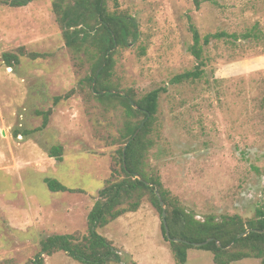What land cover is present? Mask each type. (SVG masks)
I'll list each match as a JSON object with an SVG mask.
<instances>
[{"label":"rangeland","instance_id":"374dc122","mask_svg":"<svg viewBox=\"0 0 264 264\" xmlns=\"http://www.w3.org/2000/svg\"><path fill=\"white\" fill-rule=\"evenodd\" d=\"M53 0L0 6V264H27L51 235L87 233V215L118 157L124 113L96 100L88 62L75 61L52 12ZM112 0L135 19L137 43L115 56L113 83L140 98L165 89L152 125L153 147L144 160L170 197L197 220L239 215L252 219L264 205V0ZM193 25L201 36L236 34L234 42L205 47L203 75L171 83L193 71ZM255 30L256 38L240 36ZM6 67L2 55L18 54ZM144 53H143V52ZM44 57L31 60L26 54ZM73 92L68 99L63 97ZM62 99L55 103L54 98ZM47 127L28 137L22 132ZM17 136H15V134ZM61 146V161L48 150ZM82 193H51L44 179ZM97 232L112 242L122 264H175L161 232V217L146 198ZM44 264H79L64 253ZM186 264H213L212 255L187 252ZM233 264H261L246 259Z\"/></svg>","mask_w":264,"mask_h":264},{"label":"trees","instance_id":"16d2710c","mask_svg":"<svg viewBox=\"0 0 264 264\" xmlns=\"http://www.w3.org/2000/svg\"><path fill=\"white\" fill-rule=\"evenodd\" d=\"M34 1L39 0H0V6L20 8ZM108 1L110 0H53L51 7L65 46L72 53L74 60L88 62L90 65V75L86 78L90 94L104 106H119L123 109L125 120L119 137L121 144L118 157L111 167L112 176L117 179L107 181L97 192L95 202L87 215L85 235L74 232L48 236L40 241L39 252L27 264H44L45 257L59 252L79 264H122L112 242L101 236L97 229L106 227L126 214L137 212L143 198L148 200L161 217L162 208L156 192L166 208V224L170 238L181 240L180 243L168 240L161 222V232L169 244L175 264H186L187 252L190 249L211 253L213 264H233L246 259H255L264 264L263 204L257 207L252 219H243L239 215H209L197 220L193 214L181 207L177 200L170 197L157 175H149L144 171V160L154 145L150 135L158 99L165 89H156L138 98L133 90L120 91L113 83L117 52L134 46L139 39V33L135 19L119 12L117 8L110 12L107 8ZM112 1L114 6L118 7L117 1ZM193 2L196 8H199V0ZM190 31V54L197 64L193 71L175 76L171 80L173 84L200 79L205 66L204 49L211 41L234 42L238 39V35L225 32L201 36L192 24ZM240 37L256 38L257 34L254 30ZM24 55L23 50H19L18 54L4 53L2 59L6 67L12 69L20 64V57ZM26 55L31 60L44 57L34 53ZM72 93L69 92L63 98L68 99ZM61 99L56 97L54 101L57 103ZM38 115L42 117L41 126L34 131L22 132L23 136L28 137L47 127L50 112H38ZM137 130L138 134L132 139ZM48 155L61 161L63 149L61 146H53L48 150ZM135 174L141 181L134 177ZM43 182L51 193L77 192L67 189L54 179L46 178ZM246 230L251 231L245 237L238 238ZM208 239H211V242L205 246L191 245L203 243ZM217 242L220 247H217Z\"/></svg>","mask_w":264,"mask_h":264},{"label":"water","instance_id":"95a60500","mask_svg":"<svg viewBox=\"0 0 264 264\" xmlns=\"http://www.w3.org/2000/svg\"><path fill=\"white\" fill-rule=\"evenodd\" d=\"M139 130L136 131V133L133 135L132 139L135 138V136L138 134ZM125 150H126V147L123 149V154L125 153ZM124 160V158H123ZM135 178H137L139 181H141L140 177L138 175H134ZM156 196H157V199L159 201V204H160V207L162 208V213H161V222L163 224V228H164V233H165V237L172 241V242H175V243H180L181 240L179 239H171L170 238V235H169V230H168V227H167V224H166V208H165V205L160 197V195L156 192ZM251 230H246L244 233L240 234L238 236V238H241V237H245ZM209 242H211V239H208L206 240L205 242L203 243H193L191 244L193 247H202V246H205L207 245ZM217 247H220V244L217 242Z\"/></svg>","mask_w":264,"mask_h":264}]
</instances>
